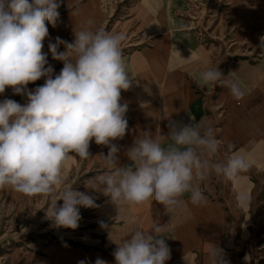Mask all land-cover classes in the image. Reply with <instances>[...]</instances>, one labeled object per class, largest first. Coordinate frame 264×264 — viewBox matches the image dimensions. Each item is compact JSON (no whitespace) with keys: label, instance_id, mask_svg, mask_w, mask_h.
<instances>
[{"label":"clouds","instance_id":"9594fccd","mask_svg":"<svg viewBox=\"0 0 264 264\" xmlns=\"http://www.w3.org/2000/svg\"><path fill=\"white\" fill-rule=\"evenodd\" d=\"M58 7L56 0H0V94L11 88L14 94L28 97L26 105L12 99L0 101V189L48 197L46 218L56 227L76 229L80 208L97 205L93 196L65 187L66 165L70 153L90 158L92 140L109 149L107 155L101 154L107 171L86 187L102 192L116 206L154 200L167 213L183 211L185 193L193 205H204L207 198L200 183L210 174L235 182L253 166L254 159L240 151L224 161L215 160L222 141L210 124L193 117L188 124L169 119L166 135L144 131L126 153L130 165L120 166V149L112 141L123 138L128 129V105L121 103V92L132 85L122 55L126 37L103 28L76 31L71 43L57 37L48 48L64 66L53 78L42 49L49 35L47 24L56 26ZM60 45L64 51H59ZM259 48L264 50V36ZM42 77H47L42 86L27 91L29 83ZM199 82H221L238 101L245 95L218 68L202 71ZM165 140L172 143L165 147ZM60 200L63 204L58 206ZM237 200L241 206L248 202L243 195ZM126 223L134 220L128 218ZM101 226L109 227L103 222ZM162 231L160 224L152 231L131 230L128 238L116 243V264H165L170 248L157 235ZM95 264L107 262L98 258ZM209 264H227L222 249L212 248Z\"/></svg>","mask_w":264,"mask_h":264},{"label":"rangeland","instance_id":"374dc122","mask_svg":"<svg viewBox=\"0 0 264 264\" xmlns=\"http://www.w3.org/2000/svg\"><path fill=\"white\" fill-rule=\"evenodd\" d=\"M56 3L59 18L56 26L46 22L49 35L42 49L47 53L53 78L64 65L53 59L48 44L55 43L57 37L71 43L75 39L74 32L84 28L123 33L126 39L122 55H125L140 50L147 52L158 31L163 33L164 27L174 30L183 25L211 51L210 68H218L222 77L238 84L241 65L264 63V50L259 48L260 38L264 36V0H56ZM64 50L60 45L59 51ZM46 79L42 77L29 83L27 91L42 86ZM200 93L207 104L206 123L222 141L214 159L224 161L237 149V145L227 143L225 128L228 120L237 116V100L221 82L210 83ZM4 99L21 105L28 103L26 93L14 94L11 88L0 94V101ZM94 143V140L90 142L88 159L70 153L65 187L93 196L98 205L99 195L86 184L107 170L103 167V158L95 156ZM250 179L248 202L241 206L237 200L241 190L233 187L232 181L215 175L210 197L216 207L231 211L229 226L216 247L223 250L227 264H264V168L253 170ZM57 203L61 206L63 201ZM48 207L46 196L30 197L10 187L0 189V264H45L46 258H58L62 248L107 252L100 241H95L99 239L96 227L101 223L95 221L93 211H88L91 208L81 207L78 227L70 229L56 227L46 218ZM211 250H200L199 264H209Z\"/></svg>","mask_w":264,"mask_h":264},{"label":"crops","instance_id":"0c3cea01","mask_svg":"<svg viewBox=\"0 0 264 264\" xmlns=\"http://www.w3.org/2000/svg\"><path fill=\"white\" fill-rule=\"evenodd\" d=\"M172 29L164 27L163 33L158 31L147 52L140 50L123 55L132 85L121 92V103L128 105L125 114L128 129L123 138L112 141L120 149V166L130 165L126 153L144 131L151 130L156 136L166 135L169 119L182 124L190 123L191 117L207 122V104L200 90L210 83L201 85L199 77L202 71L211 67V51L189 32L188 27L181 25ZM239 84L245 95L237 100V116L231 117L225 128L227 143L237 145L236 151L249 154L255 161L246 173L232 182L233 187L248 198L251 172L264 168V63L241 65ZM171 143V140H165L163 146ZM108 150L107 146L94 143L96 157L107 155ZM214 179L215 174H210L200 183L206 204L193 205L190 194L185 193L181 198L184 210L171 213L154 200L140 205L121 203L116 206L102 192L93 191L100 201L97 207L88 211L94 212L96 222H109L108 228L96 227L99 228V239L95 240L100 241L107 252L62 248L58 258H46L45 264H79L80 261L95 264L98 258L107 264H116L113 253L117 244L128 238L131 230L152 231L155 224L164 225V231L157 235L165 238L170 248V259L165 264H199L200 250L218 246L231 217V211L216 207L210 197ZM128 218L134 223L128 225Z\"/></svg>","mask_w":264,"mask_h":264}]
</instances>
